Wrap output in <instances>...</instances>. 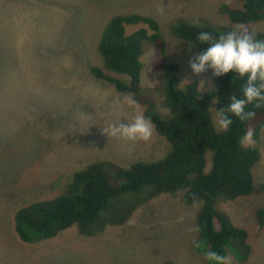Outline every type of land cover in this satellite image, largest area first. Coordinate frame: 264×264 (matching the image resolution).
Instances as JSON below:
<instances>
[{
    "label": "rangeland",
    "instance_id": "obj_1",
    "mask_svg": "<svg viewBox=\"0 0 264 264\" xmlns=\"http://www.w3.org/2000/svg\"><path fill=\"white\" fill-rule=\"evenodd\" d=\"M221 6L241 8V3L0 0V264H212L205 253L192 248L198 205H186L182 193L161 194L148 201H142L141 195L114 198L102 218L110 217L114 209L138 205L125 223L98 228L92 237H83L71 227L54 238L24 243L14 232L13 216L27 203L58 195L73 173L90 163L128 168L135 163H154L170 150L165 138L145 121V104L91 75L90 68L103 63L98 44L106 23L125 14L158 22L164 53H158L149 41L143 43L139 97L149 100L153 110L169 120L163 94L170 72L161 67L163 63L178 67V88L189 81L197 82L201 90L213 85L211 71L196 61L194 45L176 38L173 27L185 20L212 29L231 25L242 31L264 32V21L231 24L219 12ZM141 27L145 25H128L126 33ZM110 75L128 82L127 76ZM210 113L217 130H223L215 104L211 103ZM253 127L251 122L244 144L260 153L253 168L258 187L264 184V128L255 140ZM205 158L209 170L210 151ZM104 170L113 172L109 165ZM261 207L264 192L260 191L233 202H217L218 211L226 212L234 225L247 230L251 249L246 261L241 263L227 254L224 264H264V226L259 228L255 216Z\"/></svg>",
    "mask_w": 264,
    "mask_h": 264
},
{
    "label": "trees",
    "instance_id": "obj_2",
    "mask_svg": "<svg viewBox=\"0 0 264 264\" xmlns=\"http://www.w3.org/2000/svg\"><path fill=\"white\" fill-rule=\"evenodd\" d=\"M238 1L241 8L219 9L231 24L264 21V0ZM43 6L47 3L43 2ZM139 23L145 27L126 33V26ZM172 33L194 45L196 61L211 71L213 85L201 90L197 82L189 81L178 88L175 85L178 67L163 63L161 67L170 72L164 80L163 94L169 120L161 118L149 100L139 97L143 43L149 41L158 53H164L165 41L156 20L135 14L113 16L98 44L102 66L89 70L95 79L113 85L119 93L132 94L134 101L146 105L144 119L165 138L169 152L154 163H135L123 168L93 162L74 172L58 195L27 203L14 213L13 228L20 241L37 243L71 227L83 237H92L98 228L125 223L138 205L135 202L114 209L110 217L102 218L101 213L114 198L141 195L142 201H148L161 194L182 193L186 205L199 206L192 248L205 253L212 264H224L227 254L241 263L248 259L251 249L247 230L234 225L226 212H220V207L217 210L216 204L233 202L255 191L264 192V184L256 187L253 179L260 153L244 144L251 122L255 140L264 128V32L242 31L231 25L212 29L181 20ZM110 73L127 76L128 82ZM211 103L216 105L224 125L221 131L213 123ZM207 151L211 152L209 170ZM107 165L113 168L112 173L104 170ZM255 216L262 229L264 208L257 209Z\"/></svg>",
    "mask_w": 264,
    "mask_h": 264
}]
</instances>
